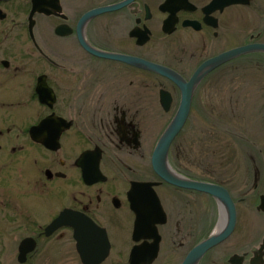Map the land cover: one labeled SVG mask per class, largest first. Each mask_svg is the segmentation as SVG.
Masks as SVG:
<instances>
[{
	"label": "flooded vegetation",
	"instance_id": "af4514ba",
	"mask_svg": "<svg viewBox=\"0 0 264 264\" xmlns=\"http://www.w3.org/2000/svg\"><path fill=\"white\" fill-rule=\"evenodd\" d=\"M214 2L0 0V108L23 110L22 115L0 118L8 121L6 130H0V163L32 173L51 211L49 221L24 238L34 239L36 247L23 263L18 247L19 264H42L45 244L68 236L77 254L73 257L82 263L72 227L46 235L47 226L64 210L82 213L107 231L111 251L103 264H128L136 244V216L128 198L133 183H157L154 188L167 214L153 264L162 255L163 228L170 230L171 218L177 221L173 231L181 236L178 247L186 250L179 264L198 244L225 229L223 203L165 182L153 168V154L179 114L182 87L150 66L120 58L160 65L188 84L208 60L240 46L264 44V0ZM35 3L40 11L33 13ZM256 68L264 69V51L224 61L198 80L186 123L169 150L170 165L188 155L192 120L210 118L204 106L207 82L211 87L223 82L222 91L230 86L235 92L238 80ZM259 86L264 91V83ZM227 118L220 113L216 120ZM43 122L36 139L31 131ZM252 162L246 189V182L230 185L221 173L212 180L184 176L172 167L188 180L226 188L236 207L231 234L196 264H264V155L261 164ZM83 167L91 173L89 182ZM127 218L132 219V245L125 263ZM115 251L118 260L109 262Z\"/></svg>",
	"mask_w": 264,
	"mask_h": 264
},
{
	"label": "rangeland",
	"instance_id": "374dc122",
	"mask_svg": "<svg viewBox=\"0 0 264 264\" xmlns=\"http://www.w3.org/2000/svg\"><path fill=\"white\" fill-rule=\"evenodd\" d=\"M246 14L248 17V12ZM247 25L250 26L249 20ZM246 72L247 70L244 73ZM263 77L264 69L256 68L253 73L251 69L249 74L244 75L235 84V92L229 91L230 86L227 91H222L221 87L226 89L223 82L215 87H211L213 84L207 82L210 86L205 92L204 106L210 118L192 120L190 143L186 147L188 155L170 160L172 167L179 174L217 180L221 173V179L228 181L230 185L236 180H249L248 175L252 176V172L249 173V167L253 165L252 158L254 164H261L264 155V91L259 86L264 83V79L259 83ZM11 111L13 110L0 108V118L23 113V110H14V113ZM220 113H226L228 118L216 120ZM7 122L0 120V130H6ZM254 150L258 153L254 154ZM182 170L185 172L182 173ZM32 175L22 168H12L7 166V163H0V264H19L17 255L20 242L29 236L33 229L49 221L48 214L51 211L48 212L44 201L46 193L35 183L36 177ZM244 184L243 188L246 189L248 182ZM174 219L171 218L169 231L163 228L164 249L156 264H179L185 254L186 250L178 247L181 236L173 231L177 224ZM131 227L132 219L127 218L123 231L126 252V257L122 258L124 262H127L132 245ZM72 242V237L68 236L60 242L53 240L45 244L40 262L82 264L73 257L77 254L72 249ZM117 254L116 251L113 252L109 262L118 260Z\"/></svg>",
	"mask_w": 264,
	"mask_h": 264
},
{
	"label": "water",
	"instance_id": "95a60500",
	"mask_svg": "<svg viewBox=\"0 0 264 264\" xmlns=\"http://www.w3.org/2000/svg\"><path fill=\"white\" fill-rule=\"evenodd\" d=\"M220 1H223L225 5L239 2V0H215L214 3H219ZM36 5L38 4L35 3L33 13L40 11V8ZM252 51H264V44L240 46L208 60L198 69L188 84L181 82L171 71L160 65L144 60L130 59L124 56L120 57L127 61H137L154 68L161 74L176 80L183 89L184 96L179 114L170 128L165 132L153 154L152 164L155 172L165 182L181 188L204 192L217 198L227 209V225L225 229L221 233L213 235L206 241L198 244L181 264H196L210 248L231 234L236 223V207L226 188L213 183L188 180L176 174L169 163V150L174 139L186 123L192 103L193 89L198 80L224 61ZM44 123L31 131L35 138ZM86 156L87 154L82 156L81 163ZM83 172L85 181L89 182L90 171L86 167H83ZM97 172L101 174L99 168ZM156 185L158 184L133 183L129 191L128 198L131 209L136 216L132 236L136 244L130 252L128 264H153L159 256L162 241L159 227L166 224L168 219L161 199L154 188ZM63 226H70L74 229L77 251L83 264H103L107 260L111 251V243L104 228L99 227L82 213L64 210L58 218L47 226L46 235H52L55 230ZM35 247L36 242L34 239H24L19 246V261L23 263L27 254Z\"/></svg>",
	"mask_w": 264,
	"mask_h": 264
},
{
	"label": "bare ground",
	"instance_id": "6f19581e",
	"mask_svg": "<svg viewBox=\"0 0 264 264\" xmlns=\"http://www.w3.org/2000/svg\"><path fill=\"white\" fill-rule=\"evenodd\" d=\"M222 218H223V220H225V218H226L225 209L223 207H222Z\"/></svg>",
	"mask_w": 264,
	"mask_h": 264
}]
</instances>
